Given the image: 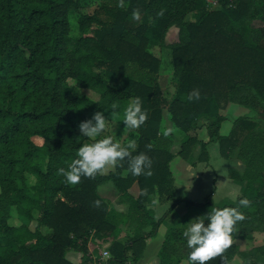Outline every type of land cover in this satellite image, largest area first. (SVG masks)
Listing matches in <instances>:
<instances>
[{"label": "trees", "instance_id": "1", "mask_svg": "<svg viewBox=\"0 0 264 264\" xmlns=\"http://www.w3.org/2000/svg\"><path fill=\"white\" fill-rule=\"evenodd\" d=\"M219 2L211 9L205 0H124L123 6L118 0H0V264H73L65 258L68 251L82 253L84 264L88 246L108 240L110 262L129 264L181 202L190 208L188 223L212 207H236L242 197L251 201L241 208L246 218L226 250L230 264L235 240L264 231V0ZM171 26L178 39L168 45L175 94L167 100L152 50L162 46ZM73 87L96 93L98 100L75 96ZM194 89L200 98L189 101ZM133 97L141 99L148 119L129 140L113 138L122 146L135 140L132 155L149 156L152 174L133 175L125 160L107 175L66 183L58 169L92 142L81 136L79 124L101 111L125 126L123 110ZM225 103L256 110L258 117L238 118L221 136ZM165 108L171 126L184 134L179 153L200 143L205 157L208 142L217 138L220 154L242 163V172L230 174L241 188L235 200L218 206L173 198L175 154L163 129ZM200 122L207 141L189 135ZM109 182L128 204L126 213L97 193ZM134 184L137 196L129 192ZM156 199L173 202L159 218L148 207ZM12 211L21 219L18 226L8 223ZM183 228L168 226L159 264L186 262ZM240 258L241 264H264V245ZM208 264H221L220 258Z\"/></svg>", "mask_w": 264, "mask_h": 264}, {"label": "rangeland", "instance_id": "2", "mask_svg": "<svg viewBox=\"0 0 264 264\" xmlns=\"http://www.w3.org/2000/svg\"><path fill=\"white\" fill-rule=\"evenodd\" d=\"M205 3L208 8L215 9L213 8L215 6L208 4L206 1ZM91 10L92 9H83L81 10V13L91 12ZM177 39L178 30L175 26H171L164 34L162 46L155 47L152 50L154 55H156L161 62L157 76V82L163 91V96L167 100H171L175 94L172 80L173 70L171 64V51L168 45L177 42ZM68 83L72 86V82L69 81ZM72 91L75 96H85L93 101L98 100V95L90 90L73 87ZM220 112L224 116V121L219 131V135L221 136H225L230 132L233 124L238 118L242 117L256 119L258 117V112L256 110L234 103H225ZM162 120L163 129L167 134H171L173 143L171 152L175 154V161L173 163L174 180L176 183L180 180L183 182L182 186H178L177 189L174 190V197L185 200L192 199V201L195 203H204L205 201H210L212 204L218 206L227 203V201L230 202L235 200L241 193L240 186L230 177L232 171L241 167L238 166L239 161L235 159V156L232 155L231 158L223 157L219 152L217 138H213L208 142L205 157L201 154L200 143L194 144L186 152L183 151L179 153V151L182 149L181 144L184 139V134L171 126L168 120V112L166 108L163 109ZM117 121L118 120L113 117L105 132L112 134L113 137L115 139H119V141L129 140L133 130L129 131L125 128V126L119 124ZM189 135L195 136L201 141L209 140L207 130L204 126H202V122L198 124V127L194 131L189 132ZM175 165H177L178 168L188 167V185H184L185 176L183 173L180 172L176 174ZM190 180L192 185L190 184ZM133 188L137 195V185L134 184L131 189ZM171 202L172 201L167 202L162 207H158L160 204L157 205L156 202V208L154 210L155 216L158 218L162 216ZM189 212V207H186L185 205H179L177 210L173 213L178 219L176 223L182 224L178 222L181 220H184V223H187ZM8 223L10 225L18 226L21 224V219L14 211H12ZM109 243L110 240H108V242L96 241L95 243H92V245L90 244L88 246V250L90 249L94 251V253H98L97 251L99 249L104 248L109 252ZM234 243L236 247V255L232 259V264H241L240 252L248 251L255 246L264 245V231L254 232L251 239H237ZM80 255H82V253ZM182 262L184 261H181L180 264H182Z\"/></svg>", "mask_w": 264, "mask_h": 264}, {"label": "clouds", "instance_id": "3", "mask_svg": "<svg viewBox=\"0 0 264 264\" xmlns=\"http://www.w3.org/2000/svg\"><path fill=\"white\" fill-rule=\"evenodd\" d=\"M124 0H118L117 6H123ZM133 18L138 19L139 13L134 12ZM200 93L194 89L187 96L189 101L199 99ZM115 109V106H114ZM104 112L97 111L91 118L79 124L81 136L92 140L83 143L77 150L76 158L72 159L67 168H59L65 182L76 185L82 177H94L97 173L106 172L110 167L119 166L127 160L129 170L133 175H151L152 161L145 153L132 155L136 142L131 140L122 146L112 135H103L112 120ZM148 119V112L142 107L139 97L131 98L123 110L122 120L129 131L140 128ZM99 137V138H98ZM99 206L100 201L94 202ZM153 203H156L153 201ZM251 201L247 197L238 199L236 207H212L206 214L198 216L183 224L182 236L190 252L186 262L182 264H208L219 257L221 264H230L225 255L233 245V233L238 222L245 220L241 208H247Z\"/></svg>", "mask_w": 264, "mask_h": 264}, {"label": "crops", "instance_id": "4", "mask_svg": "<svg viewBox=\"0 0 264 264\" xmlns=\"http://www.w3.org/2000/svg\"><path fill=\"white\" fill-rule=\"evenodd\" d=\"M174 161H175V157H174V159L172 160V162L170 164V170H171L172 178H173V198L174 199H181V200H184V201H192V199L185 200V199H182V198L174 197V190L177 189L178 186H182V183H183L181 180L179 182L177 181V183L174 180L175 179L174 176H173V170H174L173 163H174ZM238 166H241V167H239V168H237L235 170H237L238 172H242V170H243L242 163L238 162ZM187 168L188 167H186V168L185 167L184 168L179 167L178 168V166L175 165L176 174L181 172L185 176L184 185H188L189 171H188ZM110 172H114V167H110L106 172H103L102 174L103 175H107ZM190 184L192 185L191 180H190ZM129 192L133 196H137L136 192H134V188L133 189L130 188ZM97 193L102 198L108 200L110 202V204L113 206V208L117 212H122V213H126L127 212L128 204H126V203L121 201L117 190L113 187V185L110 182L98 186L97 187ZM169 201H172V200L171 199H167L164 202H159L156 199L157 205L160 204V206H158V207H162L163 205H165ZM172 204H173V202L170 203V205H172ZM179 205H185V203L181 202V203L177 204L174 207V209L166 216L164 222L159 226L155 236L146 239L144 249H143L139 259L137 261H132V262L130 261L129 264H159L157 254H158V251H159V249L161 247V244H162L164 235H165V233L167 231V228L171 224H178V223H176L178 219L176 218V216L173 213H174V211L177 210ZM148 207L150 209H152L153 211L156 208L155 203L153 205H149ZM154 213H155V211H154ZM179 220H181V219H179ZM185 221H186V219H185ZM178 222L182 223V224H186V223H184V220L183 221L181 220V221H178ZM146 230L148 231L149 228H147ZM122 236H124V232H123ZM80 254L81 253L77 252V251H68L66 253V255H65V258H66L67 261H69V262H71L73 264H79L81 262V259H82V255H80Z\"/></svg>", "mask_w": 264, "mask_h": 264}, {"label": "built area", "instance_id": "5", "mask_svg": "<svg viewBox=\"0 0 264 264\" xmlns=\"http://www.w3.org/2000/svg\"><path fill=\"white\" fill-rule=\"evenodd\" d=\"M208 4L213 5L216 8V6H219V0H205ZM98 253H94L92 250H88L87 253V260L84 264H113L110 262L111 260V255L107 251V249H99L97 251ZM81 264V262H80Z\"/></svg>", "mask_w": 264, "mask_h": 264}]
</instances>
